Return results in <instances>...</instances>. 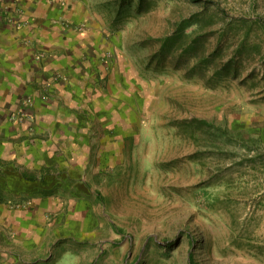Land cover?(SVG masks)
Masks as SVG:
<instances>
[{
  "label": "rangeland",
  "instance_id": "obj_1",
  "mask_svg": "<svg viewBox=\"0 0 264 264\" xmlns=\"http://www.w3.org/2000/svg\"><path fill=\"white\" fill-rule=\"evenodd\" d=\"M82 1L142 89L98 223L48 264H264V0Z\"/></svg>",
  "mask_w": 264,
  "mask_h": 264
},
{
  "label": "crops",
  "instance_id": "obj_2",
  "mask_svg": "<svg viewBox=\"0 0 264 264\" xmlns=\"http://www.w3.org/2000/svg\"><path fill=\"white\" fill-rule=\"evenodd\" d=\"M63 1L0 0V264H48L98 223L101 176L131 149L139 70L99 14Z\"/></svg>",
  "mask_w": 264,
  "mask_h": 264
}]
</instances>
